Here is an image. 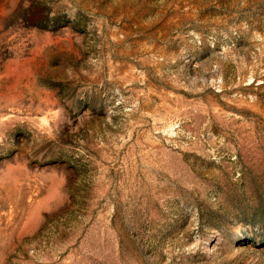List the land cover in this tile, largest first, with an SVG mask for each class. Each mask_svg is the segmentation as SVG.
Segmentation results:
<instances>
[{
	"label": "rangeland",
	"instance_id": "obj_1",
	"mask_svg": "<svg viewBox=\"0 0 264 264\" xmlns=\"http://www.w3.org/2000/svg\"><path fill=\"white\" fill-rule=\"evenodd\" d=\"M0 264H264V0H0Z\"/></svg>",
	"mask_w": 264,
	"mask_h": 264
}]
</instances>
